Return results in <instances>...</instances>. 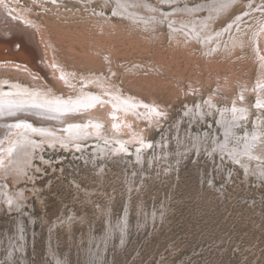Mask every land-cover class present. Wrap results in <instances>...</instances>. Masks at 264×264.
I'll return each instance as SVG.
<instances>
[{"label":"rangeland","instance_id":"obj_1","mask_svg":"<svg viewBox=\"0 0 264 264\" xmlns=\"http://www.w3.org/2000/svg\"><path fill=\"white\" fill-rule=\"evenodd\" d=\"M139 1L0 0L1 86L113 102L71 111L68 121L101 123L81 151L36 149L17 179L2 168L0 186L17 202L0 200V264H264V151L239 162L229 151L243 143L222 145L218 119L240 99L236 136L253 134L256 116L264 131L254 39L264 0ZM20 29L34 50L12 32ZM59 67L74 86L56 77ZM82 75L102 76L112 93ZM57 124L46 122L66 135Z\"/></svg>","mask_w":264,"mask_h":264},{"label":"bare ground","instance_id":"obj_2","mask_svg":"<svg viewBox=\"0 0 264 264\" xmlns=\"http://www.w3.org/2000/svg\"><path fill=\"white\" fill-rule=\"evenodd\" d=\"M124 6H126V5H124ZM129 6H131V4ZM148 6H151V5L149 4ZM127 7H128V5H127ZM195 8H197V7H195ZM217 10H218V8H217ZM176 11H177V9H176ZM6 12L8 14L9 11L6 10ZM15 13L20 16L19 12H15ZM9 14H10V12H9ZM12 14H10L11 17H12ZM25 19H28V18H25ZM201 19H203V18L201 17ZM29 20L30 19H28V21ZM199 20H200V17H199ZM11 21L13 22V19H11ZM201 21H199V23ZM30 22L32 23L33 21H30ZM32 25H35L34 28L39 27L37 25V23H35V21L32 23ZM37 28H36V30L39 31L40 29H37ZM230 29H231V27H228L226 29V31L230 30ZM262 29H263V31L260 30V33H259V30H258L255 34V37H254L257 48H258V53H259V56H260L262 63L260 65L261 67L259 70L260 75L257 79V82L255 83L256 90L254 87L253 88L255 90V94H256V98H257V103H256L257 108L256 109L259 111L260 114L263 115V113L261 111L264 110V73H263V70H264V57H263L264 51H262L261 43H264V25H263ZM12 32L14 33V35H17L20 37L19 39L22 41L23 46H25V48L27 50L30 51V49L31 50L33 49L34 45H33V39H32L31 33L27 32V31H22V29L18 30V32L16 30H14ZM40 33L42 34L44 32H40ZM42 35H44V34H42ZM43 38H40V39L43 40ZM45 39L46 38H44V40ZM41 41H39V44L41 43ZM46 41H48V40H46ZM46 41H44V43H43L44 45H45ZM238 41H239V39H238ZM46 44H47V42H46ZM46 46H48V45H46ZM263 50H264V48H263ZM47 51L49 52V50H47ZM48 57H50V54L48 55ZM6 59H8V61H9V58H6ZM50 59H53V57L52 58L50 57ZM14 61H17V60H14ZM36 61H37V59H36ZM58 62H59V60H58ZM21 63H22V61H21ZM54 63H55V61H54ZM10 64H12V63H10ZM19 64L18 65L13 64V66L17 65L20 68L21 65H19ZM17 66L15 68H17ZM54 66H56V65H54ZM56 67H58V66H56ZM24 68H26V67H23V69ZM60 68L61 67H59L58 69L56 68V71H55L56 77L60 76V80H62V82L64 81L65 84H68L70 86H74V84H73L74 80H72L73 76L72 75L67 76L66 73L68 74V71H65L63 69L61 70ZM31 69L34 70V68H31ZM17 70H20V69L17 68ZM28 72L30 73L31 71L28 70ZM77 78H82L83 79L82 83H85L86 85L91 83L92 85H94L96 87H103L104 91H108L109 93H112V91H111L112 88L107 89L105 87V86L108 87L109 85H107V83L104 81L103 77L100 75H86V76L82 75V76H77ZM78 84H79V82L77 83L76 87L78 86ZM108 84H110V83H108ZM1 85L2 84H0V137L3 136L4 133L6 135L7 132H11L10 134L9 133L8 134L10 135L9 137L12 138V142H9L10 144H8L7 146H4V147H7L8 150H6V149L3 150L2 149L3 145L0 144V171L2 170L3 167H5V172L7 171L8 173H12L14 179L23 177V175L27 171L26 165L28 163H31V161H32L31 159H32V157H34L33 156L34 150L43 148V146L61 145V146H65L67 148L72 147L76 151L77 150L81 151L82 148L85 147V145H84L85 142L83 141V139H87L88 137H90L93 134L99 135V133H100L99 128L101 127V123L99 120H96L94 118H91L90 120L84 121V122L68 121L71 118L78 116V114H76L75 112L71 113V111L85 109V108H87V106H89L88 104H90L91 102H93L96 99H102L103 98L105 101H110L109 100L110 98L108 99L107 97L97 96L99 94H97V95L94 94L95 96L89 97L88 94H90V92L87 91V89H86L87 87L84 88L85 90L84 89L82 90L83 92H86V91L88 92V93H86V95H79L78 97H65L64 95L48 93L47 89L46 90H39L37 88H31L30 86H27V85L21 84V83L9 84L10 86H1ZM80 88H82V87H80ZM114 89H115V87H114ZM115 90H118V89H115ZM248 91H249V86H247V85L241 86L240 87V97L247 96ZM92 95H93V93H92ZM118 96H119V94H118ZM123 98H125V97H123ZM128 102L129 101L127 100V105H128ZM140 102H142V101H140ZM110 103L112 104L113 102L110 101ZM207 103H209V102H207ZM124 104H126V102H124ZM211 104L213 106L216 105L214 103V101H211ZM109 106H111V105H109ZM246 106L242 105V103L240 102V99H236L233 102V106L228 107L226 109L227 112H225L224 109H222L220 112L218 111V113H220V117L218 119L220 121L222 128L220 126L219 127L221 129H223L222 133H225V138H224L223 143L220 140L222 145H224L226 148H228L230 146V141H235V140L238 141V143H240V144L243 143L242 144L243 149L240 148V145L238 148L233 147V149L230 151L228 150L229 148L227 149V151H229V153L232 157L235 156L234 157L235 159L236 158L239 159V162H242V159H243V161H246V158H252V159L259 158V155L263 157V155H261L260 152L264 151V131L260 128V125L263 122L262 117L256 116L254 118V122H255V126H256L254 133L253 134L247 133L246 136L248 138L246 137L244 142H243V138L236 136L237 132H236L235 126L239 123V120L243 121V116H245V113L242 112V109L246 108L245 110H247ZM134 107H135V105H134ZM117 110H119V109H117ZM198 110L202 111L200 105L198 107ZM68 111H69V113L62 116V118L60 119L61 116H59V114L60 113H66ZM28 112H30L31 114H29ZM127 118H129V117H127ZM50 121L59 123V124H57V126H62V124H63L62 131L64 133H66V135H64L62 132L60 133V131H58L57 129H55L51 126L46 125V122L48 123ZM130 131H132V130H130ZM9 137H7V138H9ZM104 140H105V138H104ZM10 141H11V139H10ZM143 142L149 144L148 141H143ZM104 143L105 142L97 141L94 144L96 147L95 150L97 151L98 149H100L101 151H104V148H105L103 146ZM86 144L87 145H93V143H91V142H89V143L87 142ZM120 150H123L125 152L129 151V149L126 148L125 145H122V144L120 145ZM233 150L240 152L239 157H236V153H234L235 151H233ZM245 165H246V167L248 166V164H245ZM7 172H6V174H7ZM4 198L8 203H16L17 202L15 199L17 197H14L13 192H10V191L6 190L3 186H0V200L4 199Z\"/></svg>","mask_w":264,"mask_h":264}]
</instances>
